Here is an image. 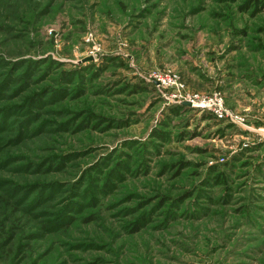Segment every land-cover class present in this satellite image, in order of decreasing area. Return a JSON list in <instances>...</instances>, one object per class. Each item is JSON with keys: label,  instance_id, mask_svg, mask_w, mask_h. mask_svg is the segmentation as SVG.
I'll return each mask as SVG.
<instances>
[{"label": "rangeland", "instance_id": "374dc122", "mask_svg": "<svg viewBox=\"0 0 264 264\" xmlns=\"http://www.w3.org/2000/svg\"><path fill=\"white\" fill-rule=\"evenodd\" d=\"M263 3L0 0V264H264Z\"/></svg>", "mask_w": 264, "mask_h": 264}, {"label": "built area", "instance_id": "2783aa9c", "mask_svg": "<svg viewBox=\"0 0 264 264\" xmlns=\"http://www.w3.org/2000/svg\"><path fill=\"white\" fill-rule=\"evenodd\" d=\"M157 81L161 85H168L172 87L174 92L172 97L177 101L187 100L190 101L194 106H200L209 108L214 112L219 118H232L237 122L244 121V117L235 114L225 107L222 97L216 94L219 97L218 101L215 103L211 98L206 95H201L198 93H189L185 90L184 85L181 81L172 74H164L157 76Z\"/></svg>", "mask_w": 264, "mask_h": 264}, {"label": "water", "instance_id": "95a60500", "mask_svg": "<svg viewBox=\"0 0 264 264\" xmlns=\"http://www.w3.org/2000/svg\"><path fill=\"white\" fill-rule=\"evenodd\" d=\"M182 103L185 104V105H188V106L192 105L190 101H183Z\"/></svg>", "mask_w": 264, "mask_h": 264}, {"label": "trees", "instance_id": "16d2710c", "mask_svg": "<svg viewBox=\"0 0 264 264\" xmlns=\"http://www.w3.org/2000/svg\"><path fill=\"white\" fill-rule=\"evenodd\" d=\"M259 2L263 3V2H264V0H259ZM263 4H264V3H263Z\"/></svg>", "mask_w": 264, "mask_h": 264}]
</instances>
